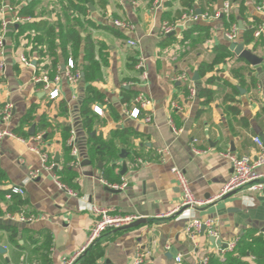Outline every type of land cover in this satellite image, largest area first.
I'll return each instance as SVG.
<instances>
[{"label": "crops", "instance_id": "obj_1", "mask_svg": "<svg viewBox=\"0 0 264 264\" xmlns=\"http://www.w3.org/2000/svg\"><path fill=\"white\" fill-rule=\"evenodd\" d=\"M5 2L20 13L31 10L33 21L26 28L16 26L6 36L7 69L0 76V102L12 103L14 112L9 123L0 120V131L14 133L31 112L34 118L23 127L28 137L0 140V245L7 251L0 253V264H62L88 240L94 224L91 205L151 222L104 233L77 264H202L206 257L209 264L226 261L235 249L224 252L226 248L213 242L206 231L196 241L190 240L186 227L193 219L212 222L216 239L223 245L236 243L237 247L247 234L264 238V197L238 192L215 201L233 174L225 155L254 156L258 149L255 138L264 142V8L259 10L264 0ZM225 4L230 5L229 15L214 18ZM191 12L210 18L183 25L182 18ZM116 21L132 28H118ZM44 22L55 25L57 33L75 28L84 40L76 60L70 47L67 56L57 50L60 72L72 59L81 80L73 84L62 74L60 96L55 100L33 81L42 72L52 79L59 72L52 68L54 61L47 48L37 42L43 33L37 25ZM165 23L177 27L162 36ZM234 27L238 37L230 42L226 35ZM260 28L263 32L256 37ZM250 30H254V40L247 43ZM87 41L94 44L101 66L99 78L91 86L104 96L94 104L91 130L84 128L81 116L88 85L81 71ZM129 41L136 45L130 46ZM232 43H242L262 64L254 67L239 59L230 50ZM221 48L232 55L220 59ZM21 55L33 67L23 65ZM141 60L146 82L137 69ZM203 66L213 68L202 75ZM234 70L241 72L243 81L234 76ZM195 73L198 81H194ZM183 75L197 88L195 98H190L188 83L180 80ZM130 89L144 92L151 100L152 107L146 111L151 123L125 115L134 107L123 103L124 91ZM202 89L212 92L209 104L199 96ZM96 107L102 109V115L95 113ZM42 123L47 125L43 130ZM72 132L79 147L78 161L68 146ZM38 135L42 140H33ZM92 135L101 137L105 146L93 144L89 151ZM34 148L48 155L52 171L43 170L41 155ZM173 167L184 172L197 199L213 202L175 214L182 194ZM37 170L39 178L28 181ZM55 179L71 194L60 189ZM124 182L127 187L122 190L109 187ZM13 187L23 188L24 196L7 199ZM21 212L36 218L32 223L15 222L16 226L6 219ZM7 226L17 230L15 239L1 229ZM178 257L181 262L176 261ZM249 258L244 261L250 263Z\"/></svg>", "mask_w": 264, "mask_h": 264}, {"label": "built area", "instance_id": "obj_2", "mask_svg": "<svg viewBox=\"0 0 264 264\" xmlns=\"http://www.w3.org/2000/svg\"><path fill=\"white\" fill-rule=\"evenodd\" d=\"M264 8V3L259 10ZM230 5L225 4L223 11L217 13L214 18H219L220 15H229ZM0 14L2 15V19L0 21V76H3L7 66L5 61V49H6V36L7 33L12 30L13 27L20 26L26 23H32L33 19L30 16L21 15L19 9L16 7L7 4L5 0H0ZM210 16L208 14H197L195 12H191L188 15H185L182 18V24L191 22L196 23L200 21L208 20ZM115 26L123 29L132 28L126 22L116 21ZM177 26L169 25L165 23L161 27L160 34L162 36L168 35L176 30ZM263 32V28H260L255 36L259 37ZM228 41L235 42L238 37V29L234 27L233 30L226 35ZM130 46H135V41L128 42ZM20 62L27 66L33 67L31 61L28 60L24 55L20 56ZM137 69L141 72V81L146 82L148 80L147 72L145 71V66L143 60L139 61L137 64ZM65 74L68 78L69 82L75 84L81 80V73L77 69V65L75 61L70 59L67 64V68L64 72H58V75L55 78H51L48 72H42L39 75H35L33 77L34 83L41 85L43 90L49 94V98L51 100H55L60 96L59 85L61 82V75ZM180 80L188 83V90L190 94V98H195L197 96V88L192 83L190 77L183 75ZM134 107L130 110L125 111V115L134 120L143 119L146 123L152 122L151 115L146 114L148 109H151L152 102L146 96L144 92H140L137 97L133 101ZM14 112V105L10 102L1 103L0 102V120L2 123L7 124L11 121ZM95 113L98 115H102V109L99 107L95 108ZM145 113V114H144ZM170 124L172 122L170 121ZM174 132L175 129H173ZM4 138L17 139V136L10 130L0 131V140ZM21 140V139H20ZM33 140L41 141L42 135H38ZM24 142V140H21ZM255 143L258 147L257 152L254 156L245 155L242 157L236 156L232 153H227L225 156L229 159L233 174L229 181L225 184L222 192L215 198L216 200L223 199L225 196L239 191L246 192L248 194H255L264 197V142L261 138H255ZM68 146L70 148V152L72 158L75 161L79 157V147L77 144L76 133L72 132V136L68 141ZM35 152L40 153L42 168L46 171H52L53 166L48 165V155L46 153H41L38 149H33ZM162 155L167 154V151H161ZM172 173L175 175L179 188L182 194V202L181 205L176 209L175 214L181 211L184 208L196 210L198 208L204 207L210 204L213 201H202L197 199L190 187L189 181L184 174V172L177 168L173 167L171 169ZM40 171H34L30 173L29 180L33 181L39 178ZM56 184L60 189L68 191L69 194L71 192L66 189L65 186L61 185L57 179H55ZM110 188L115 190H122L127 187V183L124 182L122 185H109ZM25 190L20 187H13L10 189V192L6 196L7 199H12L15 195L24 196ZM90 213L94 217V224L90 229L88 240L84 247H82L79 251H77L71 257H65L62 260V264H77L78 261L86 254V252L95 245V243L102 237V235L109 231L119 230L124 227L130 226L131 224L137 222L142 219L134 214H122L118 213L114 208L103 207L99 205H91L89 208ZM174 214V213H172ZM36 217L26 214L25 212H21L16 215H7L6 219L8 221H13L17 223H32ZM210 237L216 238V232L213 229L212 222H202L198 219H193L189 221L186 227V233L190 240L196 241L197 237L203 232V229ZM236 247V243H230L227 245V248L224 249V252L233 251ZM177 262H181V258L178 257ZM250 264H255V258H249ZM136 262H139L138 259ZM202 264H209V258L206 257Z\"/></svg>", "mask_w": 264, "mask_h": 264}, {"label": "trees", "instance_id": "obj_3", "mask_svg": "<svg viewBox=\"0 0 264 264\" xmlns=\"http://www.w3.org/2000/svg\"><path fill=\"white\" fill-rule=\"evenodd\" d=\"M80 12H84L83 8L78 9ZM21 15L29 16L32 14L31 10L24 13L21 11ZM233 23L235 21L233 20ZM31 23L23 24L26 28ZM16 27H13V32L15 31ZM19 28L18 30H20ZM37 29L43 31L41 37L37 38V42L44 45L47 48L48 55L53 58L52 68L55 72L60 71L58 61V54L57 50L60 49L64 55L67 56L69 47L71 48L73 58L76 60L78 54L80 52V47L82 42L84 41L80 36V32L77 31L75 28H70L66 32H56V26L47 23H40L37 25ZM254 30L248 31L246 34V42L251 43L254 40ZM220 52V59H224L232 54L228 51L227 48H221ZM83 67H84V79L85 83L88 84L86 86V98L83 102L81 107V116L83 119L84 128L87 130H91L92 127V116L94 115V104L100 102L104 99V96L97 91L95 88L91 86V83L95 80H98L100 75V64L96 60L95 55V48L92 42L87 41L86 46L83 52ZM219 63V60L216 62ZM213 66H203L201 70V74H205L206 71L212 70ZM233 74L236 78H239L240 81H243L242 75L240 71H233ZM236 91V90H235ZM237 93V91H236ZM126 96L124 97L123 103H129L130 106L133 104L134 99L137 97V93L134 90L124 91ZM199 96L206 99V104H209L212 100V92L209 89H202L199 92ZM32 112L25 117L21 125L14 131V134L18 137L26 138L28 137V133L23 130V127L27 124H30L33 121ZM44 122V121H43ZM42 125V130L45 127ZM47 127V125H46ZM94 144V145H93ZM105 146L101 137H97L96 135H92L90 139V144L88 150L91 151V146ZM19 204H22L19 202ZM1 229L8 230L12 234V239H15L17 236V230L12 226L2 227ZM248 257H254L256 263L264 264V238H254L251 234L245 235L240 242L238 243L237 247L227 257V260L224 262H216L214 264H250L249 262L244 261V258L247 259ZM255 263V264H256Z\"/></svg>", "mask_w": 264, "mask_h": 264}, {"label": "water", "instance_id": "obj_4", "mask_svg": "<svg viewBox=\"0 0 264 264\" xmlns=\"http://www.w3.org/2000/svg\"><path fill=\"white\" fill-rule=\"evenodd\" d=\"M200 15V13H199ZM240 29H244V27H240ZM230 50L239 58L242 60H245L246 62H248L250 65L256 67L262 64V59H260L259 57H257L255 54H253L251 51L246 50L244 45L242 43H232L230 46ZM82 71V77H84V73H83V68H81ZM198 74L195 73V77H194V81H198ZM31 134H33V130L31 131ZM58 162V161H57ZM58 167L55 168V170H57ZM114 191V190H113ZM239 191L233 192L227 196H225L224 198H229L235 194H237ZM188 210V208H184L181 211L178 212V215L182 214L184 211ZM10 224L13 225H17L15 222L13 221H8ZM149 222H151V220L149 219H140L137 222L131 224L130 226L124 227L122 229H119L118 231H122V230H127V229H132L135 227H138L140 225H144V224H148ZM203 232H205V228L203 229ZM211 240L213 242H217L219 245H221L223 248H227V245H223L221 241L217 240L215 237H212ZM6 250L0 245V253L2 254H6Z\"/></svg>", "mask_w": 264, "mask_h": 264}]
</instances>
